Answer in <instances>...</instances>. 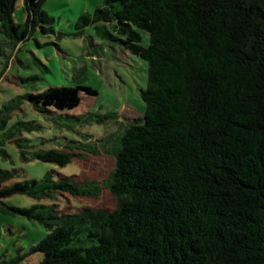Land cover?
<instances>
[{"label": "trees", "instance_id": "trees-1", "mask_svg": "<svg viewBox=\"0 0 264 264\" xmlns=\"http://www.w3.org/2000/svg\"><path fill=\"white\" fill-rule=\"evenodd\" d=\"M17 1L0 0V77L35 31L54 32L44 0H21L25 19L16 24ZM100 22L146 61L142 114L125 122L115 112L73 115L80 128L119 125L99 138L73 129L79 139L32 145L20 158L62 167L102 151L113 169L79 184L52 170L35 179L0 169V211L45 226L29 252L41 253L38 264H264V0H102L78 16L72 33L92 24L116 39ZM80 91L96 93L49 85L25 97L40 112L63 111L79 104ZM101 188L117 199L110 211H66L56 201L60 193L96 197ZM13 194L33 202L6 204Z\"/></svg>", "mask_w": 264, "mask_h": 264}, {"label": "rangeland", "instance_id": "rangeland-1", "mask_svg": "<svg viewBox=\"0 0 264 264\" xmlns=\"http://www.w3.org/2000/svg\"><path fill=\"white\" fill-rule=\"evenodd\" d=\"M101 3L102 0H44L42 9L53 18L54 32L35 31L30 39L20 44L16 51L18 59H13L0 77V169L15 168L20 178L35 179L52 170L58 176L70 175L78 184L84 180H104L113 169V157L102 151L74 156L62 167L20 158V150L30 151L33 146L60 147L66 140L79 139L73 129L99 138L119 125L105 121L80 128L73 115L115 112L119 120L125 122L142 114L145 105L140 90L146 85V61L122 46L121 36L112 30L111 23L100 22L116 39L100 36L92 24L84 27L80 34L72 33L75 31L72 24L78 16L92 13ZM12 18L16 24L23 23L25 11L21 0L16 2ZM142 44H147L146 33L142 34ZM9 52V48L3 47L2 53ZM4 59L0 54V70ZM77 84L89 86L96 93L80 91V102L71 109L47 108L48 111L40 112L25 97V94L40 92L49 85ZM12 132L15 136L10 137ZM3 201L8 205L27 207L33 199L24 194H13ZM56 201L62 203L66 211L79 210L86 205L110 211L117 203L116 197L106 188H101L96 197L60 193ZM46 231L36 220L0 211V264H38L41 253L29 252ZM18 256H23L22 260L12 262Z\"/></svg>", "mask_w": 264, "mask_h": 264}]
</instances>
